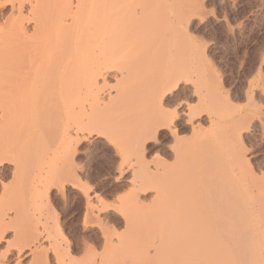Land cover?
Here are the masks:
<instances>
[{
    "label": "rangeland",
    "instance_id": "rangeland-1",
    "mask_svg": "<svg viewBox=\"0 0 264 264\" xmlns=\"http://www.w3.org/2000/svg\"><path fill=\"white\" fill-rule=\"evenodd\" d=\"M154 1L161 5L162 16L152 34L176 48L168 64L186 67L191 79L165 101L163 108L176 116L173 132L144 134L142 127L128 126L126 119L116 116L115 120L110 117L108 139L102 135V124L80 131L76 120L63 112L44 119L46 109H61L83 92L80 81L59 67L62 53L47 69L27 66L29 48L21 40L24 29L32 30V22L21 7H28L29 2L0 0V153H11L21 166L15 172L14 165H7L6 172L0 173V216L14 217L13 208L19 205L21 215L47 218L57 241L44 243L50 264H56L57 253L66 264H142L152 249L153 235H147L129 262L128 246L116 244L130 237L125 222L167 209L175 218L168 229L173 243L167 263L264 264V217L247 216V224L242 222L246 227L240 225L244 230L237 228L231 230L233 236L228 231L221 237L207 232L204 225L194 229L181 223L182 218L207 221L210 201L224 184L228 188L230 183L229 189L240 199L264 201V112L258 103L256 107L250 104L264 96V0ZM149 2L118 0L114 10L124 23L127 13ZM222 20L227 27L216 28ZM127 24L131 28L133 22ZM39 34L34 40L43 41V34L47 38L44 31ZM40 98L52 99L41 102ZM181 98L182 106L173 111ZM29 104L38 106V111L29 121L17 120L14 109ZM192 106L191 117L185 111ZM229 139L242 156L240 164H231V171L215 155ZM5 187L13 193L11 197L2 194ZM24 199L27 206L22 205ZM57 221L59 226H55ZM11 227L0 239V250L14 242ZM234 234L241 237L235 236L236 240ZM15 261L12 258L11 264Z\"/></svg>",
    "mask_w": 264,
    "mask_h": 264
},
{
    "label": "bare ground",
    "instance_id": "bare-ground-1",
    "mask_svg": "<svg viewBox=\"0 0 264 264\" xmlns=\"http://www.w3.org/2000/svg\"><path fill=\"white\" fill-rule=\"evenodd\" d=\"M27 2H29L28 7L23 6L21 9H27V18L29 17L28 21L32 22V30L31 28L30 30L24 29V40L20 39L21 44L23 43L24 47L29 48H27L29 53L28 64L26 61L27 66L29 65V68L34 66L32 69L43 66V69L44 67L47 69L62 53L63 59L58 64L59 67L74 73L78 77L83 91L61 109L59 106L57 109H55L56 107L51 110L46 109L44 115L46 121L63 112V115L69 118L72 116V119L76 120L75 127L80 131L87 128L90 130L92 127L102 124L104 126L102 129L105 128L102 135L104 134L108 139L111 137L110 119L116 116H119V120H122V117L126 119L128 126L142 127L146 132L144 134L153 130L156 133L162 130L173 132L176 116L163 107L167 97H170L171 93L182 86L183 82L191 79L189 77L191 74L186 67L180 65L174 67V65L168 64V61L175 55L176 51H172L176 48L171 47L170 42H166L167 39L152 34L153 28L157 26L158 20L162 16L159 3L151 0L147 7L135 8L132 12L127 13V19L123 23L118 10H114L118 0H27ZM128 21L133 22L131 28H129L130 24H127ZM43 31L47 34V38L43 34V41L41 39L40 41L34 40V37ZM163 41L166 42L165 47H162ZM176 55L178 56V54ZM177 56L175 57L177 58ZM187 68L190 67L187 65ZM112 82L115 83V86H110ZM50 99L52 98H40V101L46 102ZM37 108L30 104L18 106L14 109V114L17 120L29 121L28 119L38 111ZM194 109L193 106L186 108L185 113L192 117ZM114 114L116 115L113 116ZM4 116L2 118H5ZM113 119L115 120V118ZM233 144L235 145L234 140L229 139L221 144L222 146L215 152V155L225 161L224 164L229 167L226 169L228 171H231L232 165L240 164L242 159ZM17 161L11 153H0V173L6 172L7 165H14L15 172H18L21 166ZM221 171L224 174V171ZM225 172L227 174V171ZM13 178H16V173ZM229 185L228 188L222 186L220 189L218 187V190L215 191L216 193L210 201L209 217L206 213L207 221L202 223L199 219L182 218V225L186 223L183 226L188 227L189 225L194 229L204 225L203 229H208L213 235L214 233L220 234L221 237L222 233L228 231L231 233V230H238L237 228L242 231L244 227L240 229V225L244 226L247 216H257V219L261 218L260 220H262L264 201L256 200V198L249 201L240 199L234 191L229 189ZM3 189V195L8 197L13 195L6 187L7 191L3 192ZM260 191L263 193V189ZM235 192H237L236 187ZM23 198H27V195H24ZM22 205L27 206L28 201L24 199ZM13 210L14 217H11L9 213H3L0 216V239L12 226L11 229L13 228L15 233L13 241H19L20 245L14 247L12 245L14 242H8L6 249L0 250V264H11L12 258L16 259L13 264H25L29 257L32 258L28 264H50L51 261H49L44 243L53 240L56 244L57 241L53 239L47 218L43 216L30 218L27 214L21 215L19 205ZM173 216L172 210L167 209L160 215L150 214L144 218L127 219L124 228L130 237L124 241L120 238L116 243L128 246L127 260L130 262L136 258V253L143 247L147 235L152 234V249L148 250L142 258V264H169L166 261L170 258V248L173 242L168 229H171V224L175 219ZM250 220L249 222L253 224V221ZM17 221L25 227L26 231H21V227L16 225ZM244 221L245 223H242ZM55 224V226H59L58 221ZM30 227L32 229L29 230ZM57 228L61 232V228ZM210 232L209 234H211ZM239 235L243 236L241 233ZM238 239L236 238V240ZM55 262L56 264H66L58 253L55 256Z\"/></svg>",
    "mask_w": 264,
    "mask_h": 264
},
{
    "label": "snow or ice",
    "instance_id": "snow-or-ice-1",
    "mask_svg": "<svg viewBox=\"0 0 264 264\" xmlns=\"http://www.w3.org/2000/svg\"><path fill=\"white\" fill-rule=\"evenodd\" d=\"M209 15H212V14L209 13ZM215 27L216 28L227 27V21L222 20L220 23L216 24ZM257 103L260 109L262 110V112H264V96H259L258 101L257 100L250 101V104L253 107H256ZM181 104H182V98H181V101H177V103L173 106L172 110L175 111L176 109L180 108ZM101 207H103V204H101ZM76 232L79 233V228L76 229ZM0 247H2V245H0Z\"/></svg>",
    "mask_w": 264,
    "mask_h": 264
}]
</instances>
